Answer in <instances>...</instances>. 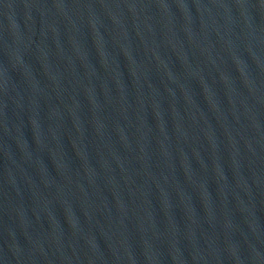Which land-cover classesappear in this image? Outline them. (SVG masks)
<instances>
[{"label": "water", "instance_id": "1", "mask_svg": "<svg viewBox=\"0 0 264 264\" xmlns=\"http://www.w3.org/2000/svg\"><path fill=\"white\" fill-rule=\"evenodd\" d=\"M0 264H264V0H0Z\"/></svg>", "mask_w": 264, "mask_h": 264}]
</instances>
